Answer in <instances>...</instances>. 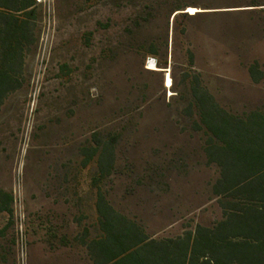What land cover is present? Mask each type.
<instances>
[{
  "label": "rangeland",
  "instance_id": "obj_1",
  "mask_svg": "<svg viewBox=\"0 0 264 264\" xmlns=\"http://www.w3.org/2000/svg\"><path fill=\"white\" fill-rule=\"evenodd\" d=\"M37 1L36 43L0 109V264H93L83 242L100 236L99 188L157 238L221 220L239 195L214 193L191 91L264 110V77L247 70L264 74V7L251 6L264 0ZM110 140L116 168L102 178L92 149Z\"/></svg>",
  "mask_w": 264,
  "mask_h": 264
},
{
  "label": "trees",
  "instance_id": "obj_2",
  "mask_svg": "<svg viewBox=\"0 0 264 264\" xmlns=\"http://www.w3.org/2000/svg\"><path fill=\"white\" fill-rule=\"evenodd\" d=\"M38 6L37 0H0V109L18 89L27 49L36 43L32 21ZM251 6L264 7V2ZM182 10L173 11L175 22L180 15L188 16L178 13ZM165 48L168 51V43ZM151 49L149 55L159 57ZM158 65L166 69L168 63ZM247 70L254 83L263 80L256 62ZM190 110L206 135L205 154L219 170L214 193L239 195L236 201L212 226L198 224L183 235L157 238L118 211L99 188L95 207L100 236L83 242L93 264H264V110L234 114L198 81L192 86ZM95 157L102 178L113 175L116 140L93 148ZM3 211L7 208L0 204Z\"/></svg>",
  "mask_w": 264,
  "mask_h": 264
},
{
  "label": "bare ground",
  "instance_id": "obj_3",
  "mask_svg": "<svg viewBox=\"0 0 264 264\" xmlns=\"http://www.w3.org/2000/svg\"><path fill=\"white\" fill-rule=\"evenodd\" d=\"M189 9H190L189 12L191 13V15L198 12V10H196L195 8H189ZM157 69H158L157 66L155 67V65L152 63L150 64V67H148V70H152V71H156ZM166 87L169 89L172 87V80H171L170 76L167 77Z\"/></svg>",
  "mask_w": 264,
  "mask_h": 264
},
{
  "label": "built area",
  "instance_id": "obj_4",
  "mask_svg": "<svg viewBox=\"0 0 264 264\" xmlns=\"http://www.w3.org/2000/svg\"><path fill=\"white\" fill-rule=\"evenodd\" d=\"M152 62H153V63L155 64V66H156V61H155V60L150 59V60H148L147 63H148V65H149V64L152 63Z\"/></svg>",
  "mask_w": 264,
  "mask_h": 264
}]
</instances>
